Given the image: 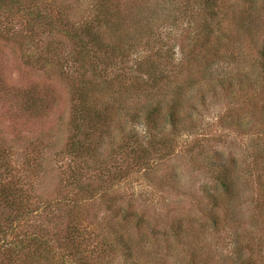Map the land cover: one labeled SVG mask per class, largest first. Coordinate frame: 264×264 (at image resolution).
Returning a JSON list of instances; mask_svg holds the SVG:
<instances>
[{"label": "rangeland", "instance_id": "374dc122", "mask_svg": "<svg viewBox=\"0 0 264 264\" xmlns=\"http://www.w3.org/2000/svg\"><path fill=\"white\" fill-rule=\"evenodd\" d=\"M122 1L127 13L119 9ZM34 2L29 7L59 6L64 31L79 38L82 28L97 24L101 9L120 10L131 45L117 57H91V63L102 70L101 81H111L105 94L119 96L124 85L129 103L143 109L135 117L116 115L113 121L126 129L117 133L112 126L110 141L78 163L64 146L76 84L41 64L51 41L76 68L78 45L55 30H28L18 18L10 21L12 34L0 37L1 63L12 84L0 91V264H76L69 254L75 244L90 264H161V257L173 264L170 258L184 253L164 228L180 213L196 219L211 244L204 264H245L247 253L235 246L254 245L264 226L258 205L264 202V170H256L251 157L254 143L264 147L258 131L264 116L257 111L264 104V0ZM4 22L0 18L1 27ZM111 36L104 40L111 43ZM115 48L123 50L118 43ZM40 85L53 98L46 116L22 109L27 90ZM127 99L121 98L126 108ZM239 123L257 128L251 138L261 136L251 141ZM123 142L142 144L146 158L122 155ZM156 142L163 153L151 151ZM207 159L221 164L219 170L232 167V192H223ZM213 197L216 228L206 223ZM71 206L81 220L74 246L66 227Z\"/></svg>", "mask_w": 264, "mask_h": 264}, {"label": "trees", "instance_id": "16d2710c", "mask_svg": "<svg viewBox=\"0 0 264 264\" xmlns=\"http://www.w3.org/2000/svg\"><path fill=\"white\" fill-rule=\"evenodd\" d=\"M99 3L104 5L103 0H100ZM123 3L124 2L122 1L120 8H118L127 13V10L122 7V5H125V3ZM34 4V0H25V2L22 0H0V18L5 21L2 27L0 25V37L8 39L6 35H10L12 33L8 31L7 26L10 21L12 23L15 21V18H18L22 20L25 25H28V30H30V28L33 30L41 28L43 31L48 32L55 30L71 38L72 45H78V49H73L75 56L80 61L76 68L71 70L68 67L66 64V58H64L63 54L60 52L61 50H58L57 46H53L51 41L46 42L47 45H45L46 48L44 50L46 58H42L41 64L44 68H52L53 66V68L57 69L55 74L62 80H70V82L76 84L75 91L73 92L77 93V102L74 103L75 105L69 112L68 127L70 128V133L64 143V146L68 149L69 153L75 157L77 161H79L78 163L82 164L83 159L86 161L89 157H91V152L99 149L101 145L105 143L107 138L110 141L112 135H114L111 130L112 126L114 127L115 125L116 129L119 130L118 132L116 131L117 133L126 129V123L123 122L118 124L113 121L116 115L121 114L122 116H125L126 112H128L132 117H135L138 114V111L143 109L140 105L135 106L134 103H129L127 96L123 93L124 85H120L122 88L119 92L120 97L117 95L118 93L111 95L105 94L106 91H108L105 89L111 81L109 80L110 83L107 82V79L101 81V77L103 75L100 74L102 70L97 67H93L91 63V57H96L102 60L110 57H117L127 51L128 47L131 45V41H129L130 33L125 30V28H128V20L122 17L119 13L120 10H118L117 13H113L110 9H101L100 14L98 13L101 18L97 19V24H94L97 25V28H95L94 25L85 26L82 28V37L79 38L77 35L76 39L75 34L71 33L70 30L64 31L63 25L66 16H64L62 10L58 9L59 6L53 11L52 8H49L46 4L41 8L29 7ZM52 15L56 16L53 17ZM113 15L114 17H112ZM118 29H122L124 32L120 35H116ZM205 29H208V27L206 26ZM109 33H111V35L115 34V37L111 36V43L104 40V37L109 36ZM119 38H125L126 43H119ZM115 39V45H112ZM116 43L120 44L123 49L122 51H116ZM261 56L263 59L261 66L264 73V48L261 51ZM4 70L5 66H3L0 59V91H6L12 85L8 82ZM102 90L103 92H101ZM27 92L31 93H27V97L24 99L22 106V109L26 111V113L31 112L35 115L42 113L46 116L48 113L53 111V98L49 94L46 86H35L32 90H27ZM121 98H124L125 100L127 99L129 104V106L127 105V108L123 103L124 101H121ZM263 106L264 104H261V106L257 108V111L259 114L264 116ZM238 126L241 128V132L246 135L256 133L257 130V128L249 126L248 123H239ZM259 130L264 132V124L260 125L258 131ZM128 135L133 138L132 136L135 134L128 132ZM260 136L261 135H257L251 138L250 135V140L254 142L258 140V137ZM135 142L136 141L134 140V143ZM141 146L142 144L137 145V147L128 146L126 142H123L118 146V149L124 148L120 151L122 155L127 156V154L124 153L131 152L133 158L135 156L137 161H142L146 158L145 155L148 154V151L144 148L141 150ZM253 148L254 152H251L253 166L256 170H264V147L254 143ZM160 149L161 148L158 146V142H156V144L152 146L151 151L153 150L155 153H163ZM201 156L203 155L201 154ZM206 161L209 165H221L218 162H212L209 159ZM210 172L217 180L218 185L223 188L224 193L229 194L232 192L231 182L232 179H234V171L232 170V167L228 165V167H222V170H219L216 166V169H210ZM79 173L81 174V172ZM77 174L78 173H76L73 178L77 177ZM213 198L214 202H212L208 208L209 214L207 216L206 223L209 227L216 228L220 225V222L218 223L217 220V209H214L217 206L218 199L217 197ZM258 205L264 210V202H262V204L258 203ZM73 209V206L68 208V219L70 222L66 226L71 245L76 242L81 223V220L78 222V217L75 215V213L78 212ZM229 211V209H226L225 214ZM188 217L189 216L186 217L185 214L180 213L172 217L171 220H168V224L165 225L166 228L164 229L166 234H168L172 239L175 238L177 243H180V248L184 253L183 258L178 253L177 258L171 257L170 260L173 258V264H204L205 256L209 253L208 249L211 244L206 240V237H203V230H199V225H196L199 222H196V219L194 218ZM75 220L77 224L75 223ZM140 223V221L137 222V228H140ZM109 233L113 234V232ZM256 237L257 239L254 245L245 244L244 246H235V251H245L247 253L242 260L245 264H264V226L259 227ZM102 242L105 246L112 245L111 242L106 240H102ZM78 245L79 244H75V246L73 245L74 249L69 252L72 261H75L76 264H90V260L92 258L86 256L84 254V249L78 248ZM43 258L45 259V256H43ZM166 259L169 261L167 257ZM166 259L161 257L160 263L165 264Z\"/></svg>", "mask_w": 264, "mask_h": 264}]
</instances>
